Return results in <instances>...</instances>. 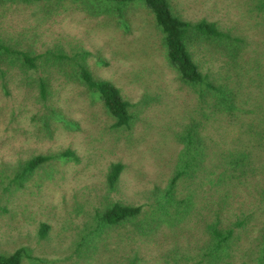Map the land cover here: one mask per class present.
Returning a JSON list of instances; mask_svg holds the SVG:
<instances>
[{"label":"rangeland","instance_id":"rangeland-1","mask_svg":"<svg viewBox=\"0 0 264 264\" xmlns=\"http://www.w3.org/2000/svg\"><path fill=\"white\" fill-rule=\"evenodd\" d=\"M247 1L175 0L183 16L193 22L206 19L224 30L234 27L236 30H231L234 34L241 33L238 29L241 27L249 34L250 44H264V33L259 35V29L251 27L253 22L262 23L264 19L261 14L252 17L247 14ZM38 9L14 7L6 14L5 28L30 33L34 50L40 56L35 75L52 79L58 106L64 108L68 118L80 123L81 130L59 127L52 136L40 132L34 117L44 114L47 108L39 98L38 88L24 85L26 77L18 79L9 93L0 89V202L7 210L0 216V253L11 254L24 248L33 260L26 259L23 264H127L131 257H136L137 264H169L176 259L180 264H196L203 255L198 250L203 246L204 228L213 223L203 215L214 206L212 187L209 181L201 187L200 178L179 183L176 200L187 201L188 205L180 221L172 219L170 225L166 224L169 228L163 224L155 238L146 241L139 232L140 227L131 223L106 230L95 240L87 239L96 230L97 213L113 203L139 206L143 217L152 216L157 205L155 188H165L175 176L176 161L183 148L178 143V134L191 123L192 111L188 110L194 107L197 110L198 105V112L201 110L196 96L181 90L174 74L166 68L155 31L147 29L145 22L128 35L113 29H99L97 21L82 11L69 8L45 16L42 12L37 14ZM141 46L151 50L152 55L141 54ZM58 49H64L71 57L78 52H89L86 61L94 76L114 82L139 111L148 101L149 127L138 124L129 145L127 138L126 142L123 138L116 140L105 119L98 116L97 108L74 86L65 87L53 62L52 54ZM199 53L204 71L217 73L223 66L202 51ZM101 61L105 64L101 65ZM140 140H143L140 146L133 147ZM66 149L77 153L78 163L51 162L44 169L51 171L50 180L46 179L40 188L38 182L30 180L26 187L15 191L17 185L11 183L17 163L38 155L53 156ZM117 162L125 165V171L118 188L111 191L106 186V174L109 165ZM242 200L237 207L241 204L246 213L247 209L256 210L250 205L254 199ZM233 213L231 217H222L226 224L229 221L227 227L236 230L233 263L256 264L253 248L258 233L251 235L250 227L234 226L241 213ZM43 224L51 227L44 239L39 234ZM175 227L179 237L168 240L166 236H172L170 231ZM172 246L178 248L177 256L170 253ZM95 247L99 252L92 254ZM105 248L106 253L101 257Z\"/></svg>","mask_w":264,"mask_h":264},{"label":"trees","instance_id":"trees-1","mask_svg":"<svg viewBox=\"0 0 264 264\" xmlns=\"http://www.w3.org/2000/svg\"><path fill=\"white\" fill-rule=\"evenodd\" d=\"M245 4L250 17L261 14L264 19V0H248ZM18 5L39 8L36 13L42 12L45 16L75 9L97 21L99 29H113L128 35L145 22L147 29L154 30L157 35L166 68L174 74L181 90L186 89L195 95L200 104V112L199 105L197 110L195 107L188 110L192 111L189 114L191 123L183 133L178 134V143L183 148L176 161L175 176L165 188H155L153 195L157 205L152 216L143 217L142 207L113 203L97 213L96 230L87 239L95 240L106 230L131 223L140 227L139 232L147 238L146 241L153 236L155 238L163 224L170 225L174 218L180 221V215L188 205L187 201L176 200L179 183L200 178L201 187L209 181L214 206L208 214L201 212L213 223L204 228L203 246L198 250L203 255L196 264H234L235 257L231 254L236 230L227 227L230 226L229 221L226 224L222 218L231 217L233 211L241 213L234 226L250 227L248 232L251 235L258 233L254 241L253 256L256 259L253 263L264 264V44H250L249 34L244 33L241 27L238 28L241 33L234 34L231 31L234 27L224 30L219 24L206 19L193 22L183 16L175 0H0V89L9 93L11 86L17 85L21 77H26L24 85L37 87L39 98L47 109L34 119L39 131L47 136H52L59 127L79 131L81 125L68 118L64 108L58 106L59 98H55L52 79L35 75L40 56L34 50L30 33L5 28L6 14ZM253 23L251 27L258 28L259 35H263L264 21ZM199 51L223 65L217 73L204 71V63L198 58ZM65 52L58 49L52 54L65 87L74 86L79 90L81 96L97 108L98 116L105 119L115 139L120 141L123 138L126 142L127 138L129 145L138 124L145 123L149 127L147 121L151 118L146 117L151 111L149 102L145 101L139 111L114 82L94 76L86 61L89 52H78L74 57ZM139 52L149 56L151 50L141 46ZM142 141L133 147L140 146ZM79 159L72 149L53 156L31 157L14 166L15 175L11 184L17 185L16 191L34 180L40 188L46 179L50 180L51 171L45 172L44 169L51 162L65 165L71 161L78 163ZM124 171L122 162L109 165L106 174L109 190L118 188ZM248 197L254 199L250 205L256 210L247 209L246 213L241 204L239 207L236 204ZM6 213L0 202V216ZM171 229L172 236H166L168 240L179 237L178 228ZM50 230V226L43 224L39 230L40 237L44 239ZM94 249L92 254H97L99 250ZM105 251L106 248L101 257ZM170 253L174 257L179 250L173 247ZM26 259L33 260L24 248L11 254L0 253V264H23ZM127 264H137L136 257L127 259ZM169 264L180 263L176 259Z\"/></svg>","mask_w":264,"mask_h":264}]
</instances>
